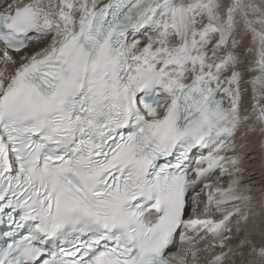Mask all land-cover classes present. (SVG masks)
<instances>
[{"label":"snow or ice","instance_id":"1","mask_svg":"<svg viewBox=\"0 0 264 264\" xmlns=\"http://www.w3.org/2000/svg\"><path fill=\"white\" fill-rule=\"evenodd\" d=\"M257 132L264 0H0V264H264Z\"/></svg>","mask_w":264,"mask_h":264},{"label":"bare ground","instance_id":"2","mask_svg":"<svg viewBox=\"0 0 264 264\" xmlns=\"http://www.w3.org/2000/svg\"><path fill=\"white\" fill-rule=\"evenodd\" d=\"M238 142L247 144L246 147L239 149L241 156L244 157L241 167L246 169L243 182L251 189L250 194L253 196L257 209H259V204L264 199V141L261 140L260 134L257 132L255 135H250L247 141L239 140ZM243 238V233L235 235L228 246L234 250V254L230 253V256L232 260H235L236 264H246V261L241 258V253L237 249V246ZM248 238L254 243H260L261 236L259 229ZM227 250V248L224 249V251ZM216 251H219V249ZM245 251H249V249H245ZM206 257L210 259L211 253H207ZM228 264H231V261Z\"/></svg>","mask_w":264,"mask_h":264}]
</instances>
